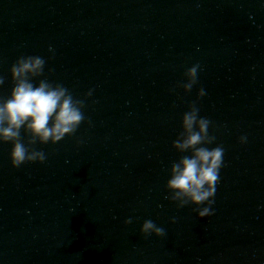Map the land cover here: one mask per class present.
I'll list each match as a JSON object with an SVG mask.
<instances>
[{
	"label": "water",
	"instance_id": "obj_1",
	"mask_svg": "<svg viewBox=\"0 0 264 264\" xmlns=\"http://www.w3.org/2000/svg\"><path fill=\"white\" fill-rule=\"evenodd\" d=\"M29 55L44 59L33 84L65 87L83 119L30 146L42 162L13 168L0 143V264H264L261 0H0V97ZM190 103L209 121L205 146L224 150L199 218L164 188L189 154L171 142ZM145 219L163 235L141 234Z\"/></svg>",
	"mask_w": 264,
	"mask_h": 264
},
{
	"label": "clouds",
	"instance_id": "obj_2",
	"mask_svg": "<svg viewBox=\"0 0 264 264\" xmlns=\"http://www.w3.org/2000/svg\"><path fill=\"white\" fill-rule=\"evenodd\" d=\"M264 3V0H261ZM51 53V47L49 46ZM44 59L40 56H19L8 67L11 87L6 97H0V143H9L8 162L13 168L23 162H42L45 154L32 150L33 143H55L65 135H71L83 119L81 108L83 100H74L65 87L39 79L33 84L32 77L41 74ZM197 65L185 69L184 82L179 87L185 92L195 83ZM3 77L0 76V83ZM91 89L84 93L87 97ZM204 95L202 88L196 96ZM209 121L197 116V108L190 103L180 116L179 127L171 147L177 152H188L172 162L168 177L164 182L166 199L174 201L176 207L193 205L196 217L211 214L210 205L214 185L217 183L218 170L222 163L223 148L220 145L206 147L214 137L207 132ZM23 129L26 136L22 141L19 132ZM243 135L237 138L243 143ZM79 143V141H77ZM202 205V206H201ZM170 221L175 218L170 217ZM131 217L123 220L128 224ZM138 231L141 234L163 235V228L149 219L143 220Z\"/></svg>",
	"mask_w": 264,
	"mask_h": 264
}]
</instances>
